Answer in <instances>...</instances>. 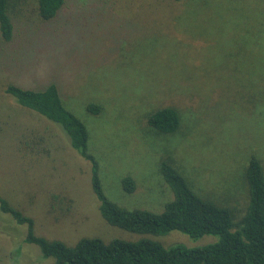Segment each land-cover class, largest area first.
Returning <instances> with one entry per match:
<instances>
[{"label":"rangeland","instance_id":"obj_1","mask_svg":"<svg viewBox=\"0 0 264 264\" xmlns=\"http://www.w3.org/2000/svg\"><path fill=\"white\" fill-rule=\"evenodd\" d=\"M28 2L11 40L0 44V195L33 218L38 234L68 244L82 236L147 237L165 247L215 240L106 222L89 161L59 124L4 89L55 82L87 127L104 193L123 208L158 213L172 198L158 173L161 159L179 166L200 194L237 204L250 152L264 168V0H66L45 22ZM259 96L263 103L255 102ZM90 104L98 111H88ZM167 105L181 123L160 133L146 115ZM125 176L135 181L132 191L122 186ZM24 233L25 225L0 211V264H53L23 242Z\"/></svg>","mask_w":264,"mask_h":264},{"label":"trees","instance_id":"obj_2","mask_svg":"<svg viewBox=\"0 0 264 264\" xmlns=\"http://www.w3.org/2000/svg\"><path fill=\"white\" fill-rule=\"evenodd\" d=\"M33 1L35 19L43 22L54 18L66 2ZM23 3L31 4L28 0H0V44L11 40L14 20L18 19ZM234 84L244 87L246 83L235 81ZM4 91L19 104L59 124L71 147L89 161L91 188L98 199L99 213L106 222L140 234L164 235L170 230H179L193 239L203 235L216 237L196 246L175 242L165 247L147 237L103 240L97 236H82L68 244L65 240L38 234L33 227V218L0 195V211L8 214L15 223L25 225L23 242L36 245L42 258H51L53 264H264V168L257 153L250 152L243 166L245 192L243 198L236 199L237 204L226 198L220 197L216 201L208 194H200L192 186L193 180L179 166L161 159L158 173L170 188L172 198L158 213L143 208L127 209L104 193L98 161L88 148L87 127L64 104L55 82L40 88L8 83ZM255 102L263 103L260 96ZM87 109L98 111L95 104L88 105ZM146 123L160 133H172L179 127L181 116L174 106H161L149 111ZM28 146L31 145L26 142ZM122 186L124 190L132 191L135 181L125 176ZM20 251L19 244L11 252L13 263Z\"/></svg>","mask_w":264,"mask_h":264}]
</instances>
